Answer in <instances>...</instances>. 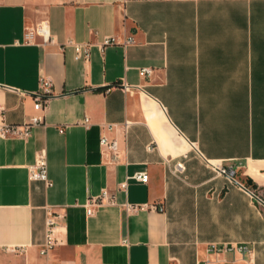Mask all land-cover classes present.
Wrapping results in <instances>:
<instances>
[{
	"label": "crops",
	"instance_id": "1",
	"mask_svg": "<svg viewBox=\"0 0 264 264\" xmlns=\"http://www.w3.org/2000/svg\"><path fill=\"white\" fill-rule=\"evenodd\" d=\"M0 111V264H264V0H0Z\"/></svg>",
	"mask_w": 264,
	"mask_h": 264
},
{
	"label": "built area",
	"instance_id": "2",
	"mask_svg": "<svg viewBox=\"0 0 264 264\" xmlns=\"http://www.w3.org/2000/svg\"><path fill=\"white\" fill-rule=\"evenodd\" d=\"M36 37H40L43 40V43H48L51 39L49 37L48 28L45 23H41L35 27H26L24 33V42L31 44L35 42ZM114 42V39H110L106 41V45ZM133 39L128 38L126 43H132ZM78 54H80L81 50L77 48ZM51 84L49 81L42 82V93L36 94L35 101V109L37 111H44L47 107L49 96L51 95L50 90ZM43 123V118L40 116H35L30 119V121L22 124V125H12L5 121L3 112L0 111V137H26L28 136L32 129ZM85 123H88V120H85ZM114 125H105L104 129L106 131H112ZM101 153L103 156H111L116 157L118 155V144L114 139H109L107 135H103L100 139ZM214 168L217 169L220 173L231 177L234 174L232 169L224 168L221 165H214ZM178 170L182 171L183 167L181 165L178 166ZM148 174L146 172L138 173L133 176V179L140 183H147ZM29 179L30 180H41L50 184L48 179V168L47 161L44 154H39L36 158V161L33 165L29 167ZM125 188V186H124ZM102 200H106L108 202L112 201L111 197L107 192H104L100 199L93 200L87 208V214L91 215L94 212V207L102 202ZM130 210L135 209V207H130ZM47 241L44 249L41 251L42 254H46L54 245L57 243V239L55 238V229L56 223L54 221V216L52 213H48L47 218ZM213 250H216V247H212ZM228 250V249H223ZM220 251V250H219Z\"/></svg>",
	"mask_w": 264,
	"mask_h": 264
}]
</instances>
